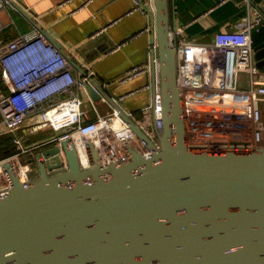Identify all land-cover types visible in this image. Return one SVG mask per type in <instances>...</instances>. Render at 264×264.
<instances>
[{
  "label": "water",
  "instance_id": "water-1",
  "mask_svg": "<svg viewBox=\"0 0 264 264\" xmlns=\"http://www.w3.org/2000/svg\"><path fill=\"white\" fill-rule=\"evenodd\" d=\"M153 1L150 53L158 58L153 74L163 128L153 114L149 131L156 136H150L91 78L84 87L89 102L108 100L143 147L128 146L129 156L105 162L92 141L56 140L35 149L29 162L36 168L26 183L5 163L0 264H264V145L250 152L188 148L178 46L170 40L176 0ZM258 9L264 16V7ZM254 59L263 69L264 39L255 44Z\"/></svg>",
  "mask_w": 264,
  "mask_h": 264
},
{
  "label": "built area",
  "instance_id": "built-area-1",
  "mask_svg": "<svg viewBox=\"0 0 264 264\" xmlns=\"http://www.w3.org/2000/svg\"><path fill=\"white\" fill-rule=\"evenodd\" d=\"M150 1L154 14V1ZM232 1L221 0V4ZM16 2L0 0V31L4 28V11L15 9ZM243 3L248 7L251 0ZM137 10L146 11L139 0L134 8ZM260 24L264 25L263 14L248 11L238 30L218 31L212 41L204 42L188 36L191 23L171 28L170 40L178 46V86L182 91L189 149L250 152L264 145V72L254 59L253 38V31ZM155 47L152 45L151 50ZM155 66L158 58L152 57L147 66L138 65L127 71L121 81L134 80L153 71ZM74 69L67 55L37 26L0 47V75L4 82L0 86V136L12 135L17 149L0 159V189L8 186L5 163L12 162L26 183L35 167L23 160V154L33 157L36 148L56 140L73 136L79 141H92L105 162L129 156L128 146L143 147L130 124L116 110L91 119L77 89L85 87L95 72L82 77ZM154 81L156 88L151 83L136 91L154 90L151 103L141 109L142 116L137 118L130 113L152 137L156 136L149 131L153 114L159 130L164 123L158 74ZM29 119L32 133L50 129L55 136L29 141L31 136L23 131Z\"/></svg>",
  "mask_w": 264,
  "mask_h": 264
},
{
  "label": "crops",
  "instance_id": "crops-1",
  "mask_svg": "<svg viewBox=\"0 0 264 264\" xmlns=\"http://www.w3.org/2000/svg\"><path fill=\"white\" fill-rule=\"evenodd\" d=\"M139 1L145 12L134 11L136 0H17L15 9L3 13L0 47L35 26L51 32L61 44L62 48L57 46L60 50L88 74L94 71V80L104 83L117 96L113 100L123 102V108L139 118L142 116L141 109L151 103L154 90L136 91L148 84L153 85V71L149 72V76L145 73L134 80L121 81L127 71L138 65L147 66L152 58L154 24L151 1ZM243 1L233 0L226 5L221 4V0H176L177 25L191 23L187 28L191 39L212 41L218 31L238 30L248 11L261 13L258 7H264V0H251L248 7ZM261 34L258 28L253 31V36L261 37ZM74 70L82 77L87 76L77 68ZM262 70L264 72V68ZM243 81H247L246 76H243ZM77 92L84 100V108L89 112L96 110V116L90 114L91 119L116 110L108 100L90 103L84 87ZM31 121L29 119L24 124L25 134L36 136L38 141L55 136L50 129L32 133Z\"/></svg>",
  "mask_w": 264,
  "mask_h": 264
},
{
  "label": "trees",
  "instance_id": "trees-1",
  "mask_svg": "<svg viewBox=\"0 0 264 264\" xmlns=\"http://www.w3.org/2000/svg\"><path fill=\"white\" fill-rule=\"evenodd\" d=\"M228 4H231L228 2ZM226 3V5H228ZM194 27V26H193ZM195 28V27H194ZM190 32L192 31V29L190 28L189 30ZM258 31H260V34H261V37H258L257 35L253 36L254 38V41H255V44L260 42L261 40L264 39V25L258 29ZM261 71L263 72V70L261 69ZM1 72V71H0ZM3 85V82L1 80V77H0V86ZM12 139H13V136L12 135H3V136H0V159L6 155H9V154H13V153H16L17 152V149L16 147L14 146V144L12 143ZM29 141H35V142H38V139L35 137H29ZM6 150H10V152L8 154H6ZM2 154H4L2 156ZM23 160L24 161H29L30 158H32L31 154H23L22 156Z\"/></svg>",
  "mask_w": 264,
  "mask_h": 264
},
{
  "label": "bare ground",
  "instance_id": "bare-ground-1",
  "mask_svg": "<svg viewBox=\"0 0 264 264\" xmlns=\"http://www.w3.org/2000/svg\"><path fill=\"white\" fill-rule=\"evenodd\" d=\"M79 150H80V154H81L83 163L85 165H87L88 164V159H87V155H86L85 149L81 145H79Z\"/></svg>",
  "mask_w": 264,
  "mask_h": 264
},
{
  "label": "rangeland",
  "instance_id": "rangeland-1",
  "mask_svg": "<svg viewBox=\"0 0 264 264\" xmlns=\"http://www.w3.org/2000/svg\"><path fill=\"white\" fill-rule=\"evenodd\" d=\"M14 154V153H13ZM4 154H2V156H3ZM10 155V154H9ZM6 156H8V155H6ZM6 156H4V157H6ZM3 158V157H2ZM35 168H36V166H34Z\"/></svg>",
  "mask_w": 264,
  "mask_h": 264
}]
</instances>
